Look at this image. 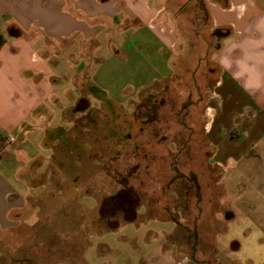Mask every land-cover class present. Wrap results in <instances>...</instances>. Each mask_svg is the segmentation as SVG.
<instances>
[{"label": "rangeland", "instance_id": "1", "mask_svg": "<svg viewBox=\"0 0 264 264\" xmlns=\"http://www.w3.org/2000/svg\"><path fill=\"white\" fill-rule=\"evenodd\" d=\"M190 3L185 6L189 15L196 12ZM192 17L183 22L184 29L188 27L182 39L188 54L193 38H197L193 25L191 29ZM114 38L127 46L131 57H112L104 42L95 55L97 61L75 52L71 66L58 67L61 62L56 54L55 72L62 79L54 85L57 101L51 106L55 112L51 125L72 124L70 134L84 150L78 155L79 144L73 139L63 141L69 148L64 159V145L53 150L41 148L42 154H52L43 190L53 195L54 209L45 213V220L37 216L25 220L33 225L31 232L23 226L0 231V264H260L264 244L251 238L260 229L251 227L247 236L244 226L229 230L208 227L207 210L213 207L210 195L216 192L212 180L207 179L212 169L207 164L203 110L212 86L207 81V67H215V62L201 61L197 74L205 82L200 84L193 77L196 60L184 55L186 63L179 66L178 58L175 68L184 82L174 83V68L169 63L160 66L140 61L143 52L138 50L139 56L132 51L137 41L129 31ZM204 38L216 43L211 32ZM75 64L76 69L72 67ZM85 74L114 102L107 107L103 101H93V108L80 116L77 110L86 102L78 96L88 95L80 85ZM76 156L82 163L73 171L78 165ZM94 159L100 163L96 174L87 163ZM45 166L39 172H44ZM174 167L178 168L177 176ZM99 189L103 203L110 206L103 213L109 218L98 217L94 222L97 200L89 193ZM73 190L80 192L72 198ZM121 190L124 193L119 199L109 200ZM78 199L88 207L81 219L75 204ZM132 210L135 216L126 219ZM232 238L241 245L233 244Z\"/></svg>", "mask_w": 264, "mask_h": 264}, {"label": "crops", "instance_id": "2", "mask_svg": "<svg viewBox=\"0 0 264 264\" xmlns=\"http://www.w3.org/2000/svg\"><path fill=\"white\" fill-rule=\"evenodd\" d=\"M190 2L196 8L191 15L185 12ZM187 17L193 18L191 29L193 25L197 37L189 54L182 40L188 31L183 23ZM128 31L137 41L132 51L139 56L143 52L140 61L160 66L169 63L174 68V83L184 82L175 68L178 58L179 66L186 63L184 55L196 60L193 77L200 84L205 82L197 74L201 61L215 62V67H207L212 86L203 110L207 164L212 169L207 179L216 192L210 195L213 207L207 210L208 227L244 226L247 236L256 227L260 230L251 238L264 244V0H0V136L4 138L0 147V231L23 226L31 232L33 225L25 220L48 218L45 213L53 211L55 199L43 188L48 184L52 154H42L41 148H60L64 139L78 141L70 134L72 124L51 125L55 120L51 106L57 101L54 85L62 79L55 72L56 54L61 62L58 67L71 66L75 52L94 59L104 42L112 57L128 59L127 46L114 38ZM207 32L213 33L216 43L205 40ZM80 85L102 89L88 75ZM78 98L86 101V108L77 110L80 116L93 108V101H102L89 93ZM7 137L14 140L7 142ZM78 149L81 155L80 144ZM68 151L64 145L62 159ZM76 161L73 171L82 163L77 156ZM44 163V172H39ZM87 163L96 174L98 160ZM72 192L73 198L80 191ZM89 194L97 200L95 222L102 218L103 195L100 189ZM76 201L81 219L88 207ZM217 202L220 207L215 206ZM82 220L86 221V215ZM231 242L241 245L236 238ZM262 259L260 264H264Z\"/></svg>", "mask_w": 264, "mask_h": 264}, {"label": "trees", "instance_id": "3", "mask_svg": "<svg viewBox=\"0 0 264 264\" xmlns=\"http://www.w3.org/2000/svg\"><path fill=\"white\" fill-rule=\"evenodd\" d=\"M1 43H2V39L0 38V45H1ZM87 91H88V93L91 94L92 96H95V97H97L98 99L102 100L103 103H105L106 105H108L107 107H111V106L113 105L112 101H109L108 99H106V97H104V92H103L101 89H99L98 87L92 85L90 88L87 89ZM80 100H81V99H80ZM83 100H84V99H83ZM84 101H85V100H84ZM80 102H81V101H80ZM85 102H86V101H85ZM85 106H86V105H85ZM85 108H86V107H85ZM109 131H110L111 136L113 137V136H114V135H113V130L110 128ZM3 140H4V138L0 136V147H1L2 144H3ZM125 192H126V190H125ZM123 193H124V191H121V196L123 195ZM122 199H123V198H122ZM135 208H136V207H135ZM99 209H100V212H101V214H102V217H107V216H104V214H103L104 211H106V210L103 209V207H102V202H101V204H100ZM131 209H132V208H131ZM127 215H128V214H126L125 216H127ZM134 216H135V210H132L131 215L129 216V218H126V219H132ZM127 217H128V216H127ZM107 218H109V217H107ZM109 227H112V226L110 225Z\"/></svg>", "mask_w": 264, "mask_h": 264}, {"label": "flooded vegetation", "instance_id": "4", "mask_svg": "<svg viewBox=\"0 0 264 264\" xmlns=\"http://www.w3.org/2000/svg\"><path fill=\"white\" fill-rule=\"evenodd\" d=\"M174 172H175V176H177L179 173H178V168L177 167H174ZM122 191V190H121ZM121 191H117V192H115V193H113V195H111L110 196V198H109V200H113V199H115V198H120V196H121ZM123 201V200H122ZM121 201V202H122ZM104 201H103V199H102V207H103V209L104 210H109L110 209V206H107V205H105L104 203H103ZM128 202H131V200H129L128 199ZM124 203V202H123Z\"/></svg>", "mask_w": 264, "mask_h": 264}, {"label": "built area", "instance_id": "5", "mask_svg": "<svg viewBox=\"0 0 264 264\" xmlns=\"http://www.w3.org/2000/svg\"><path fill=\"white\" fill-rule=\"evenodd\" d=\"M13 140H14L13 137H7V138H6V141H7V142H11V141H13Z\"/></svg>", "mask_w": 264, "mask_h": 264}, {"label": "water", "instance_id": "6", "mask_svg": "<svg viewBox=\"0 0 264 264\" xmlns=\"http://www.w3.org/2000/svg\"><path fill=\"white\" fill-rule=\"evenodd\" d=\"M220 32L218 30L215 31V34L218 35Z\"/></svg>", "mask_w": 264, "mask_h": 264}]
</instances>
